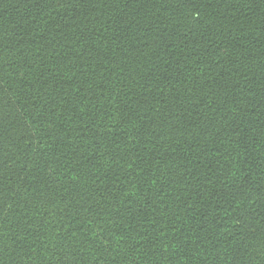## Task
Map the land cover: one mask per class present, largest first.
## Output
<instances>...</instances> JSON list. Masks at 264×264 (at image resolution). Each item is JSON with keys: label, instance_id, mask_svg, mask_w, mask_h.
<instances>
[{"label": "trees", "instance_id": "1", "mask_svg": "<svg viewBox=\"0 0 264 264\" xmlns=\"http://www.w3.org/2000/svg\"><path fill=\"white\" fill-rule=\"evenodd\" d=\"M0 264H264V0H0Z\"/></svg>", "mask_w": 264, "mask_h": 264}]
</instances>
